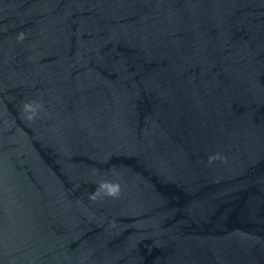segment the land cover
<instances>
[{"label":"water","instance_id":"obj_1","mask_svg":"<svg viewBox=\"0 0 264 264\" xmlns=\"http://www.w3.org/2000/svg\"><path fill=\"white\" fill-rule=\"evenodd\" d=\"M0 264H264V0H0Z\"/></svg>","mask_w":264,"mask_h":264},{"label":"clouds","instance_id":"obj_2","mask_svg":"<svg viewBox=\"0 0 264 264\" xmlns=\"http://www.w3.org/2000/svg\"><path fill=\"white\" fill-rule=\"evenodd\" d=\"M23 38H24V34L21 33L19 39L22 40ZM24 107L26 110L31 109V104L26 103ZM101 190H104V194L109 197L116 198L120 195L119 183L105 180V181H101L99 185L95 188V191L90 193L89 198L95 200L100 195Z\"/></svg>","mask_w":264,"mask_h":264}]
</instances>
